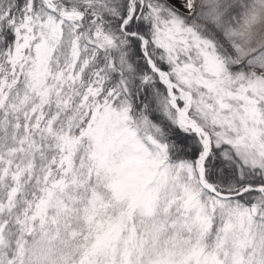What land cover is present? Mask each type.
<instances>
[{
  "label": "snow or ice",
  "instance_id": "obj_1",
  "mask_svg": "<svg viewBox=\"0 0 264 264\" xmlns=\"http://www.w3.org/2000/svg\"><path fill=\"white\" fill-rule=\"evenodd\" d=\"M0 264H264V0H0Z\"/></svg>",
  "mask_w": 264,
  "mask_h": 264
}]
</instances>
